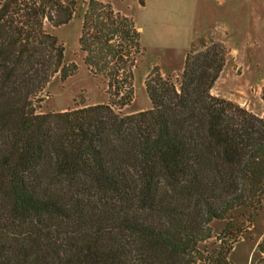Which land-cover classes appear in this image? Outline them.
I'll return each mask as SVG.
<instances>
[{
    "label": "trees",
    "instance_id": "trees-1",
    "mask_svg": "<svg viewBox=\"0 0 264 264\" xmlns=\"http://www.w3.org/2000/svg\"><path fill=\"white\" fill-rule=\"evenodd\" d=\"M76 13V0H0V264H231L264 207V112L212 94L225 46L192 43L178 83L154 69L150 107L122 113L140 32L89 0L79 45L112 97L39 113L51 81L78 69L46 24Z\"/></svg>",
    "mask_w": 264,
    "mask_h": 264
},
{
    "label": "rangeland",
    "instance_id": "rangeland-1",
    "mask_svg": "<svg viewBox=\"0 0 264 264\" xmlns=\"http://www.w3.org/2000/svg\"><path fill=\"white\" fill-rule=\"evenodd\" d=\"M76 1L77 13L73 19L57 27L46 24L45 29L56 35L64 45L66 63H74L78 69L66 80L57 78L51 81L41 95L44 101L38 106L39 113L108 103L112 97L108 90V80L103 75L94 73L84 63L85 54L80 48L79 38L82 15L89 0ZM100 1L110 3L117 11L131 16L140 32L143 54L139 56L134 70V98L130 104L120 109L122 113L129 114L150 107L145 83L154 69H159L164 76L168 75L178 83L186 53L192 43L200 46L202 39L208 45L211 42L222 43L226 49L225 66L212 92L257 114L264 110V101L260 97L264 85L263 39H250L245 31V40L233 38L228 42L231 34L225 29L217 28L198 36L191 43L196 30L211 27L226 15L232 16L231 9L220 10L215 0H144V4H140L139 0ZM257 2L260 4L258 13L253 18H259L258 27H264V1ZM247 18L243 20L246 22ZM262 32L264 34V30ZM241 212L242 210H238L235 215ZM225 227L224 221L214 222V236L205 245L219 243ZM241 227L247 231L234 244L229 255L230 263L264 264V254L258 247L259 243L264 242V207L251 222L244 219Z\"/></svg>",
    "mask_w": 264,
    "mask_h": 264
},
{
    "label": "crops",
    "instance_id": "crops-1",
    "mask_svg": "<svg viewBox=\"0 0 264 264\" xmlns=\"http://www.w3.org/2000/svg\"><path fill=\"white\" fill-rule=\"evenodd\" d=\"M215 1L217 2V6H219L220 10L228 11V9H231V15L232 16L226 15L223 18H221L220 20H217L216 24H214L213 26H211V27L206 26L202 30H196L195 34L191 37V43L198 36H201L204 33L210 32L213 29H217V28L225 29L229 32V34H231L233 36L232 37L231 35H229L228 42H231L230 40H232L233 38H234V40H238V41H242L243 39L245 40V35H244L245 31H247L246 36L247 37L249 36L250 39L253 38V39H263L264 40V34L262 32L264 30V27H258L257 22H259V18H255V19L253 18V16H255V14L258 13L257 8H259L258 6L260 5V4H258L257 1H261V0H215ZM250 1H252V4L250 3ZM262 1H264V0H262ZM244 18H247L246 22H245V20H243ZM230 36H231V39H230ZM222 72H223V69L219 75V78H220ZM214 86H213L212 90L214 89ZM263 89H264V85L262 86L261 95H262ZM212 90H211V92H212ZM212 94L215 95L213 92H212ZM261 95H260V97H261ZM215 96H218V95H215ZM223 98H225V97H223ZM226 99H228V98H226ZM229 100H231V99H229ZM263 112H264V110L260 113V115H262Z\"/></svg>",
    "mask_w": 264,
    "mask_h": 264
}]
</instances>
